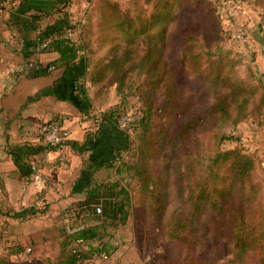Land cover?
<instances>
[{
    "label": "trees",
    "instance_id": "obj_1",
    "mask_svg": "<svg viewBox=\"0 0 264 264\" xmlns=\"http://www.w3.org/2000/svg\"><path fill=\"white\" fill-rule=\"evenodd\" d=\"M104 1L105 4L112 2L110 0ZM148 1L146 0V2ZM158 3L161 6L160 10L157 9ZM185 4V9H182L177 16V31L173 34L168 33L167 22H165L168 17L165 9L169 6L166 0H155L148 19H141L140 14H138L134 16L135 23L131 18L129 22L117 23V28L123 30L127 37L124 52L118 55L117 53L110 55L109 60L97 59L98 61L95 63L94 56L97 50L91 49L92 39L86 38L83 41L78 39L77 42H70L52 37L53 35L57 36L63 26L68 25L65 17L38 31L36 39L38 41L50 39V46H54L58 51V59L63 66V71L60 77L54 81L50 93L57 99L68 101L76 106L81 103H84L86 107L89 105L84 84L81 81L87 74L89 63H93L88 77L90 84L96 86L104 82L105 78V81L111 78L116 84V94L120 100L124 91L123 83L125 79H128V73L136 70L138 71L136 75L143 78V72L146 73L147 70L140 68L139 71L137 65L127 66L131 51L129 47L132 46L131 37L140 35L143 39L142 45L145 49L141 64L143 61L145 66L147 65L148 71L150 70L149 72L154 75V78H161L164 68L165 70L169 68L164 55L168 56L167 52H169L170 56L173 57V53L179 52V61L172 59L170 65L171 92L160 98L157 95L155 81L147 83L144 91H140L139 97L142 106L139 111L141 117L137 122L132 139L118 130L114 122L116 117L126 109L123 104H120L122 101L103 113L102 125L100 124L99 129L101 137L97 135L85 137L82 148L89 152L88 160L75 183V189L78 192H83L84 197L68 207V212H71L68 219L71 217L74 222H79L81 216L84 215V217L90 218L91 223L85 224L84 222L83 225L81 222H76V224L69 225L70 228L81 226V229L74 234H69L66 229L63 231L61 240L63 249L58 259L51 264H80L96 259L94 257L96 253L104 252L110 256L114 252L115 248L111 247L109 241L113 232L127 221L131 203L129 185L122 183L121 180H104L93 183L92 176L96 170L102 167L112 168L114 166L112 162L118 157L120 151H132L130 158L123 160L121 165L128 169L130 177L138 179L142 204H144L145 199L150 198V203L146 208H149L150 213L160 217L164 208L166 187L159 176L150 177L148 174L147 162L150 158L158 155L166 148L173 152L177 144L190 140L192 136L196 135L200 127L203 125L206 127L209 123H213L215 126L218 122L224 121L226 122L224 127H231V129L248 120L258 124L263 123L264 88L257 101V113L247 111L248 94H250V89H253V86H249L242 79L232 74L234 68L241 64L239 57L232 55V52L227 53L226 61H222L218 56V61L215 59L217 62L212 63L215 64L218 72L211 82L215 85V80L221 75L229 81L235 78L232 82L236 90L223 94L220 90H215L218 96L215 94L212 104L208 105L201 113L197 98L193 94L187 95L189 93L186 92V83L185 80L183 81L184 77L187 76L185 66L188 63H195L204 49L207 50L203 53L209 55L211 48L212 51L219 49L220 41L222 40L224 43V32L217 6L212 5V2L186 0ZM199 8L205 9L203 20L200 18L193 21L191 14ZM112 14L111 11L108 13V19L113 21ZM124 18H129V16ZM89 19L92 20L91 17ZM205 23L207 24L205 25ZM98 25L99 28L103 26L102 23ZM91 26L92 24H90L92 30ZM31 28L36 30L33 25ZM200 40L202 44H199ZM97 41L99 46L113 42L112 39L103 38H99ZM197 51H200V54ZM222 63L226 64L222 65ZM119 70L121 71L119 72ZM198 92L200 93V91ZM206 96L207 91H203L201 97ZM104 127H107L108 130L102 132ZM116 135L119 138L113 141V137ZM216 138H218V142L211 153L204 152L201 149V143L195 141L194 147L190 152H187V156L189 157L191 154L192 159H188L189 164L186 169H181L180 165L177 169L181 176L186 171L188 173L192 171L195 166L200 171L202 162L208 158V163L203 169L205 171L204 176L193 187L188 184L185 195L184 186H177L176 188L178 195L186 203L188 211L186 216L178 215L172 220L178 226L177 229H172L169 232V237L183 245L181 256L184 264H249L253 252L258 249L262 253L264 252V226H262L264 224V208L262 213L255 215L257 221L253 219L255 210L250 211L246 208L248 204L253 205L254 197L264 203V174L261 181L256 180L253 175L261 169L260 158L255 151H247L240 146L237 137H230L223 130L216 133ZM229 138H235L236 146L223 149L221 144ZM171 158L174 163H177L176 159ZM227 161H230V176L227 178L228 185H224L226 178L220 174V168ZM114 168L117 174H121L122 171H120L119 166ZM173 172L175 174V171ZM218 183L221 184L220 187H217ZM250 192L251 195H249ZM215 193L218 194V197H215ZM236 195H239L241 199L240 207L236 210H232L231 207L228 209L227 200L233 201ZM96 206H100V213L95 212ZM208 210L213 212L215 223L211 225L209 244L203 250V259H199L196 255L194 237L198 231L197 224L200 223ZM247 217L251 224L246 221ZM185 228L187 232L181 235L180 229ZM228 229L233 256L229 261L221 262L218 258V252L221 247L228 244L226 240ZM78 239L82 240V243L76 244L75 241ZM255 264H264V255L260 257V263Z\"/></svg>",
    "mask_w": 264,
    "mask_h": 264
},
{
    "label": "rangeland",
    "instance_id": "obj_2",
    "mask_svg": "<svg viewBox=\"0 0 264 264\" xmlns=\"http://www.w3.org/2000/svg\"><path fill=\"white\" fill-rule=\"evenodd\" d=\"M63 1L65 3H69V6L64 12V15H62V18L65 17L67 19L68 25L63 26L57 36L53 35L52 37H58L63 40L67 39V41L70 42H77L78 39L82 41L86 38H89L90 40L92 39L93 45H91V49L97 50L94 56V63L98 61L97 59L109 60V56L112 54L114 55V53H117V55L121 52L123 53L124 48L126 47L125 42L127 37L124 34L123 30L117 28V23L129 22L130 18L135 23L134 16L138 14H140L141 19H148L155 2V0H149L148 2H146V0H110L112 2L105 4L106 2L104 0H81V4L83 5H80L78 4V0ZM166 1H168L169 6H167V8L165 9V11H167L168 13V17L166 18L165 22H167L166 26L168 33L173 34L177 31V16L180 14L182 9H185L186 0ZM207 1L212 2V5H215V7L217 6L216 8L221 19V27L224 32V43L221 40L219 43L220 48L216 49V51H212L213 49L211 48L210 55L203 53L207 50L204 49L203 52H201L200 57L198 58L199 60L197 59L195 63H188V65L185 66V72L187 76L184 77L183 81L185 80V85L187 88L186 92L189 93L187 95L193 94L197 98L201 113L205 108H207L208 105H211L214 101V96L215 94H217L215 90H220L222 94L225 92H233L234 90H236V88L234 87V83L232 82L235 78H232V80L229 81L225 80V78H223V76L221 75V77L218 76V79L215 80V85L211 82L218 72V70L216 71V67L214 66L215 64L212 63L215 62V59L218 61V56L220 59H222V61H226L227 53L232 52V55H236L237 57H239L241 62L240 65L234 68L232 74L242 79V81H244L249 86H253V89H250V94H248L249 96L246 95L248 96L246 110L257 113V101L259 100V96L261 95L262 89L264 88V0H242V2H238L239 5L236 8L233 5H230L232 1L236 0H205V2ZM114 5L116 6L114 7ZM160 7L161 6L158 3L157 9L160 10ZM204 10V8L196 9L191 14L193 21H196L200 18H202L203 20ZM78 11H80L81 13H79ZM110 11L113 12V21L108 19V13ZM188 12L190 11L188 10ZM125 16H129V18H124ZM90 17L92 20L89 19ZM101 23L103 24V26H100L99 28L98 24ZM90 24H92V30L90 29ZM206 24L207 23H205V25ZM74 25H78L79 28H76ZM67 28H70L71 30L70 36H66L65 34V30ZM240 30L245 31V36L243 38H240L237 35ZM99 38L112 39L113 42L111 44L107 42L108 44L105 43L104 45L99 46L97 41V39ZM131 38L132 46L129 47L131 48V51L127 66L137 65L139 71L140 68H143L147 71L146 73L143 72V78L139 77V75H136L138 74V71L136 70H133L131 71V73L127 74V76H129L128 79H125L123 83L124 91L122 94V99L120 100V97L117 95L118 100L116 104L122 101V103L120 104H123L126 109L135 107L140 110L142 102L140 100L139 93L140 91H144L147 83L155 81L154 84L156 83L155 86H157V95L160 98L168 95L171 92L170 65L172 63V59L179 61V52L173 53V57L170 56L169 52H167L168 56H166V54L164 55V59L167 61V65L169 66V68H167L166 70L164 68L163 72L161 73V78H154V75L149 72L150 70L148 71L147 65L145 66L143 61L141 64L143 51L145 49L144 45H142L143 39L140 35H137L136 37L133 36ZM202 42L204 43L203 39ZM236 42L241 43L246 51V54H243L242 57L236 51ZM199 44H202L201 40ZM197 52L200 54V51ZM255 60L258 61V63H253ZM224 64L222 63V65ZM120 71L121 70H119V72ZM85 79L87 78H83L81 81H84ZM105 79L103 80L104 82H102L104 87L106 86L107 88H109L108 86L110 84H114L111 78H108L106 81ZM104 91L106 92V94H108L109 89ZM198 91H200V93ZM203 91H207V96L204 97L205 99L201 97V93ZM113 99V95H109L105 103L108 105L109 103L115 101ZM43 120L40 119L38 122ZM224 125H226V122L224 121L218 122V124H215V126L213 123H209L206 127L205 125H203L196 132V135L192 136L190 140H187L185 143L177 144L173 152L170 149L166 148L159 152L158 155L149 159V161L147 162L148 174L150 175V177L156 175L159 176L162 179V182L165 183L166 187V198L164 201V208L160 217H157V215L150 213L149 208H146L150 203V198L145 199L144 204H142L138 188V179L130 177V172L128 171V169L121 165L123 160L125 161L130 158L132 152L131 150L120 151L118 157L113 160L112 165L114 166L112 168L102 167L98 169L100 171L99 173H97V179L93 178L94 180H98L95 182L104 180H121L122 183L129 185L131 203L127 221L124 225L120 226L115 232H113L112 238L109 241L111 243V247L117 248L119 246L126 245L138 247L141 253H143V257H149L146 260H141L142 263L140 264H184L183 258L181 256L183 245L179 244L176 240H173L169 237V232L172 229H177L178 226L174 224V221L172 220L178 215L186 216L188 211L186 203L182 201L181 197L178 195L176 188L177 186H184L185 195L187 193V185L189 184L191 187H193L195 183H197L198 180L204 176L205 171L203 169L205 168L206 163H208V158H204L205 162H202L203 164L200 171L195 166L192 171H189V173L188 171H186L184 173L185 175L183 174V176H181L178 173L177 169L179 165L181 169H186L187 165L189 164L188 159H192L191 154L189 155V157L187 156V152H190V150L194 147L193 145L195 141L201 143V149L204 152L211 153L213 149H215L216 143L218 142L216 133L220 132L221 130H223L225 134L230 137H237L240 146H242V141L244 140L246 141V143L247 141L249 142V136L244 135L245 130L247 129L242 131L238 128H227L224 127ZM248 128L251 127L248 126ZM240 131H242V134ZM232 132L234 134H232ZM246 132L247 134H249L248 131ZM241 137H244V139L242 140ZM262 137L264 138V132H262L260 136L256 137V139H258V142L262 140ZM234 139L229 138L228 140H225L221 144V147L223 149H228L236 146ZM243 148L249 151V147ZM171 157H173V159H176L177 163H174ZM259 158L261 163L264 162V158L262 159L260 156ZM115 166L120 167V171H122L121 174H117L116 169L114 168ZM229 166L230 161H227L223 163L220 168V174L226 178V183L224 185H228L229 183L227 179L230 176ZM173 171H175V174ZM263 171L264 166L261 164V169L259 171L257 170L253 174L254 178L258 181H261L264 174ZM220 185L221 184L218 183L217 187H220ZM50 192L51 191L48 190V192L44 194L45 201L48 200ZM249 195H251V192L249 193ZM35 197L36 195L33 192V200ZM215 197H218L217 193H215ZM33 200L31 207L37 213L43 212L44 210V212H46L50 209V206L48 208V206L46 207V204L44 208L41 207L40 210H38L37 207H35ZM230 200L231 199L227 200L228 209L231 207L232 210H236L238 207H240L241 199L239 195H236L233 201ZM247 202L249 201L247 200ZM248 205L246 206L247 209H249L250 211L252 209L255 210L253 213V219L257 221L255 215L262 213L261 211L264 208V203L254 197L253 205ZM68 207L69 206H66L64 210V207H59L60 209H54L56 215H62L61 222L53 221L55 222L56 228L60 227L62 232L65 231L66 224L71 225L76 224L77 222H74L71 217V220L68 219L69 215L71 214V212H68ZM246 221L251 224V221L248 217L246 218ZM80 222L84 225V222L85 224H88L91 223V220L90 218H88V216L84 217V215H82L80 221L77 223ZM228 222H230V220H228ZM34 223L36 222H31V225L34 226ZM213 223H215V216L211 210H208L200 220V223L197 224L198 231L196 237H194V240L196 245V255L199 259H203V250L209 244V236L212 227L211 225H213ZM262 226H264V224H262ZM32 229H34V227ZM10 232L11 230L8 228H2L3 236L8 237L4 240L5 243H9V246L11 247L12 243H14L13 247L23 245L16 244L17 238L14 236L13 232ZM180 232L181 235L185 234L187 232V229H180ZM33 235L35 236L33 237L34 243L37 244L41 250H44L45 253L47 250V257L52 256L54 258V253L50 251L49 246L43 244L45 241L42 238H39L37 234ZM226 235H228V237H226L228 244L227 246L221 247L218 252V258L221 262H227L233 256L230 246L231 236L229 235V229L227 230ZM44 252L39 253V255L35 252L34 256L30 255V259L29 257H27L28 254L23 258L20 256H14L12 257V262L15 264H37L40 262V257L44 255ZM263 255L264 252L262 253L260 249L256 250L251 254V261H249V264L260 263V257H262ZM36 258L38 259L36 260Z\"/></svg>",
    "mask_w": 264,
    "mask_h": 264
},
{
    "label": "crops",
    "instance_id": "obj_3",
    "mask_svg": "<svg viewBox=\"0 0 264 264\" xmlns=\"http://www.w3.org/2000/svg\"><path fill=\"white\" fill-rule=\"evenodd\" d=\"M78 1V4L83 5L81 0ZM68 6L69 3L63 0H17L13 10L0 8V264H15L12 262L14 256L23 258L28 254L30 259V255L34 256L35 252L38 255L44 252L34 243L33 234L42 238L45 241L43 244L49 246L55 256L47 257L46 250L45 256L42 255L37 264H51L58 259L63 249V232L60 227L56 228L55 222H61L62 215H56L54 209L64 207V210L84 197L83 192L75 189L89 155L88 151L83 150L82 143L86 136L101 137V117L118 100L115 83L110 84L109 88L104 87L103 83L96 86L90 84L88 77L92 63L87 66L84 77L87 79L82 81L89 104L87 107L84 103L76 106L59 100L50 93L63 66L54 46L42 48V41H38L36 36L38 31L62 18ZM32 25L36 30L31 28ZM235 47L241 57L246 54L241 43L236 42ZM48 67L52 69L47 70ZM108 89L106 94L104 90ZM109 95H113L115 101L107 105L105 101ZM54 115L63 117L71 136L68 146L61 151H45L36 126L40 119L46 120ZM251 121L243 122L236 128L242 131L247 129L244 135L249 136V142L242 141V146L249 147V151L257 152L263 159L264 138L258 142L256 137L264 132V126H254ZM105 130L108 128L104 127L102 132ZM118 138L116 135L113 141ZM37 160L40 161L42 172L56 182V186L49 189L51 192L46 201V207L50 206V209L44 210V213H37L31 207L33 188L28 163ZM261 164L264 166V162ZM99 171L93 173V183L98 181L94 179H97ZM31 222L36 223L33 226ZM2 228L10 229L17 238L16 244L23 245L13 247L12 243L11 247L5 243L8 237L3 236ZM142 254L136 246H119L105 261L94 259L80 264H140L141 260L149 258Z\"/></svg>",
    "mask_w": 264,
    "mask_h": 264
},
{
    "label": "built area",
    "instance_id": "obj_4",
    "mask_svg": "<svg viewBox=\"0 0 264 264\" xmlns=\"http://www.w3.org/2000/svg\"><path fill=\"white\" fill-rule=\"evenodd\" d=\"M238 2H242V0L232 1L230 5L234 6L235 8L239 5ZM17 0H0V8H7L13 10L16 7ZM231 14V13H230ZM76 28H79L78 25H74ZM73 26V27H74ZM79 30V29H78ZM66 36L71 35L70 28L65 30ZM238 37L243 38L245 36V31L240 30L237 34ZM67 41V39H64ZM41 42V41H40ZM40 46L42 48L47 49L50 46V39L42 40ZM52 67H48L47 70H51ZM141 117V113L139 109L130 107L129 109H125L118 117H116L115 125L118 130L123 132L128 137H132L135 133V128L137 125L138 120ZM254 126L262 127L264 126V120L262 124H258L255 121H251ZM37 131L39 140L41 143L42 148L45 151H61L65 147L68 146L71 131L70 128L64 124V119L60 115H54L46 120L40 121L37 123ZM232 134H234L232 132ZM62 161L64 160L63 157L60 158ZM30 169V182L33 188V192L35 193L36 197L34 198L35 207L40 210L41 207H45L46 201L44 199V194L48 192L50 188L56 186L55 181L47 174L42 172L40 167V161H30L28 163ZM101 208L100 206L95 207V212L100 213ZM66 231L69 234L76 233L81 226L69 227V225L65 226ZM76 244L82 243V240L78 239L75 241ZM94 257L96 259L107 260L109 256L102 252L99 254H95Z\"/></svg>",
    "mask_w": 264,
    "mask_h": 264
}]
</instances>
